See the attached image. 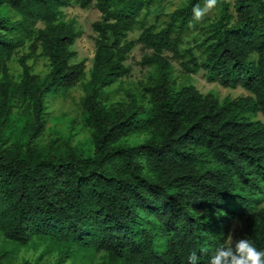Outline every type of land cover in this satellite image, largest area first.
I'll list each match as a JSON object with an SVG mask.
<instances>
[{
    "label": "trees",
    "instance_id": "16d2710c",
    "mask_svg": "<svg viewBox=\"0 0 264 264\" xmlns=\"http://www.w3.org/2000/svg\"><path fill=\"white\" fill-rule=\"evenodd\" d=\"M0 1L20 14L0 15V123L14 106L28 110L22 150L0 148L4 239L25 244L43 236L64 249L103 251L106 264H188L193 251L197 264H208L227 243L230 219L244 215L245 237L264 250V206L250 196L258 190L264 197V0H218L217 16L202 27L203 59L197 63L187 52L182 62L191 70L202 67L207 80L250 93L221 102L190 83L174 87L161 54L168 49L177 55L180 33L199 0L173 8L158 29L144 26L137 39L151 48L143 59L156 70L144 86L148 108L130 93L106 103L99 91L126 71L129 42L119 39L151 0H94L100 18L91 22L96 36L80 102L92 144L87 155L69 144L58 155L35 152L32 145L42 128L43 94L74 84L83 73L81 60L70 61L77 31L61 10L69 0ZM13 32L32 37L18 56L17 80L6 65L21 43ZM36 48L48 60L42 75L26 62ZM248 109L262 120L241 114ZM140 132V141H122ZM209 160L215 164L206 165ZM190 208L221 214L199 220ZM8 253L0 244V264H8Z\"/></svg>",
    "mask_w": 264,
    "mask_h": 264
},
{
    "label": "rangeland",
    "instance_id": "374dc122",
    "mask_svg": "<svg viewBox=\"0 0 264 264\" xmlns=\"http://www.w3.org/2000/svg\"><path fill=\"white\" fill-rule=\"evenodd\" d=\"M187 0H151L147 6H142L136 16V22L124 30L119 42H129L126 53L122 60L126 71L119 75L111 83L101 87L99 97L104 102L126 99L132 94L138 102H142L146 108L149 107L144 86L149 79L155 75L153 63L146 62L143 57L151 53V48L144 45L137 39V36L144 26L158 29L168 17V13L175 7L185 3ZM197 4L203 5V0ZM62 18L71 20L77 35L73 39L70 48L73 55L70 61L81 60L84 68L78 80L66 87L49 90L42 96V128L40 133L32 140L33 149L38 153L61 154L65 145H71L76 152L87 155L91 153L92 144L90 141L89 129L84 122V112L81 109V99L88 90V72L94 49L96 32L91 26L93 20L100 18V12L90 0L86 5H80L78 0H69V3L61 6ZM218 14V5L210 11L202 21H190L180 33L177 55L170 50L163 49L162 56L168 61L169 78L174 87L183 84H192L200 92L209 91L213 93L219 102L225 99H232L237 96L250 94L239 85L223 86L216 81L207 80L204 76V69L200 66L194 70L190 65H183L187 52H190L195 61L199 63L203 59L204 43L203 37L207 30L202 29L208 22ZM0 15L9 19H17L20 14L0 1ZM38 26L41 22L37 23ZM20 37L21 43L17 46L6 61L9 77L17 80L20 76L18 56L26 53L32 37L20 35L17 32L11 33ZM31 71L42 75L48 68V60L45 55L35 51L26 58ZM249 119L262 120L259 111L248 109L241 112ZM28 116V110L22 106H14L8 119L0 123V148L12 149L18 147L22 150L21 126ZM144 133H134L122 138L123 142L134 143L144 137ZM213 160L206 162V165H214ZM252 200L259 199V205L264 206V197L254 190L250 194ZM189 211L199 220L210 221L211 218L221 214L220 209L212 213H206L201 208H190ZM235 222V223H234ZM244 215L230 219L227 236L231 232L233 239L244 238ZM157 242L161 237H156ZM227 242V238H226ZM0 244L9 250L6 262L17 264L22 260L35 261L36 264H106L108 259L103 251H95L91 248L70 247L64 249L60 243L43 236H33L25 244H15L4 239L0 235Z\"/></svg>",
    "mask_w": 264,
    "mask_h": 264
},
{
    "label": "clouds",
    "instance_id": "9594fccd",
    "mask_svg": "<svg viewBox=\"0 0 264 264\" xmlns=\"http://www.w3.org/2000/svg\"><path fill=\"white\" fill-rule=\"evenodd\" d=\"M217 3L218 0H203V5H194L192 7L193 21H202ZM226 238L227 243L211 254L208 264H264V250L258 249L250 239L246 237L233 239L231 232ZM198 259L195 251L187 257L188 264H197Z\"/></svg>",
    "mask_w": 264,
    "mask_h": 264
}]
</instances>
